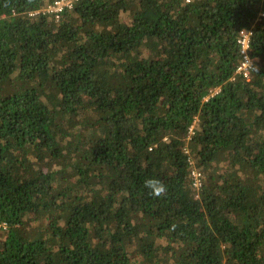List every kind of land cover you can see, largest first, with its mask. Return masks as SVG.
I'll return each instance as SVG.
<instances>
[{
	"label": "trees",
	"instance_id": "trees-1",
	"mask_svg": "<svg viewBox=\"0 0 264 264\" xmlns=\"http://www.w3.org/2000/svg\"><path fill=\"white\" fill-rule=\"evenodd\" d=\"M55 1L0 0V264H264V0Z\"/></svg>",
	"mask_w": 264,
	"mask_h": 264
},
{
	"label": "built area",
	"instance_id": "built-area-1",
	"mask_svg": "<svg viewBox=\"0 0 264 264\" xmlns=\"http://www.w3.org/2000/svg\"><path fill=\"white\" fill-rule=\"evenodd\" d=\"M72 0H58L55 1L51 6L45 9V12L53 15L55 19L59 18L60 13L62 12L64 7H71ZM185 3H191L195 1H204V0H183ZM30 14V15H35ZM261 17H264V14H260ZM252 31L251 30H242L239 32L237 43L239 45V52L241 54V61L236 68V74L242 76L244 79L249 78V74L251 71V66L254 64L252 61L249 49H250V40H251ZM192 128H190L191 132ZM193 177V186L194 188H199L200 186V174L196 171L192 172ZM3 226L0 224V227Z\"/></svg>",
	"mask_w": 264,
	"mask_h": 264
},
{
	"label": "clouds",
	"instance_id": "clouds-1",
	"mask_svg": "<svg viewBox=\"0 0 264 264\" xmlns=\"http://www.w3.org/2000/svg\"><path fill=\"white\" fill-rule=\"evenodd\" d=\"M251 70L256 71L257 69L252 65ZM144 186L149 190V194L156 198H162L167 193V186L158 179L149 178L145 181Z\"/></svg>",
	"mask_w": 264,
	"mask_h": 264
}]
</instances>
